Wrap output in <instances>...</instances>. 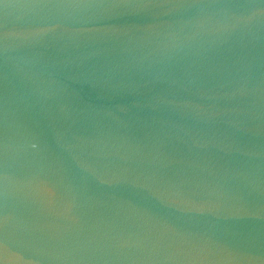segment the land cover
I'll list each match as a JSON object with an SVG mask.
<instances>
[{
	"label": "water",
	"instance_id": "95a60500",
	"mask_svg": "<svg viewBox=\"0 0 264 264\" xmlns=\"http://www.w3.org/2000/svg\"><path fill=\"white\" fill-rule=\"evenodd\" d=\"M0 264H264V0H0Z\"/></svg>",
	"mask_w": 264,
	"mask_h": 264
}]
</instances>
